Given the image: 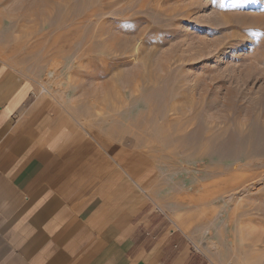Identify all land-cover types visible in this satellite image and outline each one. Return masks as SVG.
<instances>
[{"label": "rangeland", "instance_id": "rangeland-1", "mask_svg": "<svg viewBox=\"0 0 264 264\" xmlns=\"http://www.w3.org/2000/svg\"><path fill=\"white\" fill-rule=\"evenodd\" d=\"M0 62L158 166L216 264H264V0H0Z\"/></svg>", "mask_w": 264, "mask_h": 264}, {"label": "crops", "instance_id": "crops-1", "mask_svg": "<svg viewBox=\"0 0 264 264\" xmlns=\"http://www.w3.org/2000/svg\"><path fill=\"white\" fill-rule=\"evenodd\" d=\"M151 160L53 114L0 62V264H216Z\"/></svg>", "mask_w": 264, "mask_h": 264}, {"label": "bare ground", "instance_id": "bare-ground-1", "mask_svg": "<svg viewBox=\"0 0 264 264\" xmlns=\"http://www.w3.org/2000/svg\"><path fill=\"white\" fill-rule=\"evenodd\" d=\"M62 5V4H61ZM63 5H67L66 3L65 4H63ZM95 12V11H94ZM98 13V12H97ZM68 16V15H67ZM66 16V17H67ZM92 16H94V14L93 13H90L89 15H88V17H92ZM89 19V18H88ZM64 20V19H63ZM89 21H90V19H89ZM85 22H86V20H85ZM74 23V22H73ZM74 30V29H73ZM72 31V30H71ZM71 31H68V32H66V33H59L58 35H57V38H56V41L57 40H59V39H61V38H65V36H67V37H74V36H76V35H74V36H71V35H73V32H71ZM71 32V33H70ZM66 37V38H67ZM76 37H83L82 35H80V36H76ZM76 37H74V38H76ZM53 39H55V37H53ZM73 39V38H72ZM55 41V42H56Z\"/></svg>", "mask_w": 264, "mask_h": 264}]
</instances>
